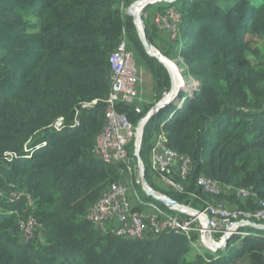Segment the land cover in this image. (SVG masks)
<instances>
[{
    "label": "trees",
    "instance_id": "16d2710c",
    "mask_svg": "<svg viewBox=\"0 0 264 264\" xmlns=\"http://www.w3.org/2000/svg\"><path fill=\"white\" fill-rule=\"evenodd\" d=\"M169 10L178 15L177 24ZM157 14L174 28H158ZM129 19L119 0H0V264H264V231L244 227L240 232L251 235H233L216 251L195 247L199 244L185 235H154L152 218L159 225L164 217L132 195L131 210L148 216L144 239L118 237V226L102 231L86 220L112 185L128 179L121 163L105 165L93 155L105 126L109 58L123 35L150 76L154 101L170 90L166 69L143 55ZM144 26L149 43L169 61L181 59L184 72L198 83L192 94L179 92L178 103L143 128L139 159L148 186L197 212L218 206L260 210L264 0H177L157 5ZM93 102L97 105L82 108ZM149 106L118 103L117 111L137 126ZM75 119L79 125L72 128ZM59 122L62 131L55 130ZM160 130L164 147L189 160L184 181L170 171L182 183L181 192L166 188L152 170ZM127 151L131 159L132 143ZM201 177L217 192L199 187ZM158 204L165 214L186 220ZM28 220L38 224L43 244L23 242L21 228Z\"/></svg>",
    "mask_w": 264,
    "mask_h": 264
},
{
    "label": "built area",
    "instance_id": "2783aa9c",
    "mask_svg": "<svg viewBox=\"0 0 264 264\" xmlns=\"http://www.w3.org/2000/svg\"><path fill=\"white\" fill-rule=\"evenodd\" d=\"M126 1L127 0H119V8L122 14H125L126 12L128 15L131 8H127ZM163 1L164 0H138L137 2H134L136 4L135 6H132V9L134 12L137 8H139V13L142 14V11L149 5L165 3ZM171 1L172 3L170 4H173L177 0ZM171 13L172 10H169L168 15L172 18ZM154 23L160 29L165 27L169 28V24L160 14H157L154 17ZM109 64L112 70V77L110 81V90L106 101L104 102L105 126L95 139L93 155L98 161L105 165L121 163L123 168H125L126 166H129L128 160H130L126 149V142L132 137H139V141H141L143 128L147 122L157 113L162 111L166 106L176 105L172 104V101L173 99H176L177 94L173 96V99H168L169 95H165L163 99L157 105L153 106L145 117L138 122L137 127L134 128L132 124L129 123L126 116L117 111L118 103H133L132 101L135 102V100L139 102V94L137 91V85L139 82L138 71L133 54L127 48L125 35L122 36L118 47L110 56ZM96 105L97 102H93L83 105L82 108H91ZM135 112L136 114H140L141 111L138 107H136ZM78 125L79 120L75 119L72 128L77 127ZM63 127L64 124L59 122L55 125V130L61 131ZM164 141L165 136L162 132L151 151L153 157L152 168L159 176V182L166 188L173 189L176 192H181L183 190L182 183L175 182L171 178L170 171L175 169L177 174H180L181 180L184 181L189 170V160L188 158H182L166 149L163 144ZM139 149L140 144L134 154L135 157ZM124 170H126L129 175L128 170L126 168ZM198 186L210 193L217 192V189L214 188L212 183L202 177L198 179ZM130 195L135 198L139 205L150 207L159 214H162L164 217L163 222L159 225H156V223H154V219L152 218L151 225L154 230V235H159L163 232L174 233L177 235H187L192 230L191 224L186 222V220H182L179 215L172 213L165 214L157 205L142 201L135 191L133 182L129 178L124 182V184L112 185L110 191L103 195L88 209L86 220L93 223L103 231L105 229L104 222L115 219L119 223L117 234L120 237L135 240L144 239L146 224L143 220L142 214L131 210V203L129 201ZM239 195L242 198H247L248 193L241 191L239 192ZM208 212L212 215H217V218L222 222V225L220 231H217L213 229V221H208L207 224H204L202 234L205 236H210L211 233L220 234V244H217L221 246L224 244V239L226 238L227 240L230 236L241 234L244 236L251 235L250 233L240 232V229L244 227L248 228L247 224H264L263 203H260V210L256 212L227 211L223 207L218 206L197 212L193 217L184 212H178L177 214L186 215L191 219L202 220L205 222V214H209ZM29 221L33 220H28V222ZM239 223L241 224L239 225ZM23 227L28 228V226H22V228Z\"/></svg>",
    "mask_w": 264,
    "mask_h": 264
},
{
    "label": "rangeland",
    "instance_id": "374dc122",
    "mask_svg": "<svg viewBox=\"0 0 264 264\" xmlns=\"http://www.w3.org/2000/svg\"><path fill=\"white\" fill-rule=\"evenodd\" d=\"M137 1L138 0H132V2H130L127 5V8H130V6L134 2H137ZM160 4H164V3H160ZM160 4L149 5L148 7H146L142 11V14L139 13L141 15L142 22H143L144 25H145L146 17L149 14H152L154 12L155 8L157 7V5H160ZM171 14H172L173 21H175L174 24H177V22H179L178 21V15L176 13H174L173 11H172ZM125 15H127L126 12H125ZM127 21H128L127 23H130L132 25L133 33H135L136 28H135V25L133 27V24H134L133 18L130 17V19L127 20ZM174 24H169V25L174 28ZM175 36H176V30H173L172 31V39ZM140 43H141V41H140ZM141 45H142V43H141ZM153 48H154V50L157 51V49L155 47H153ZM129 49L132 50V53L134 55V59H135L136 66L139 68V63H140L139 58H140V55H138L137 51L133 47L129 46ZM142 50H143V55H145V57H148V53H147V51H145L143 45H142ZM160 56H162L160 59L163 62L164 61H167L170 66L172 64L174 65V67L176 69L177 76H178L179 80L181 81L180 85L182 84V86H183L181 88V91H185L188 94V93H192L194 90H196V88L198 87V83L193 78H191L189 75H187L184 72V70L182 68V60L181 59H177V60H174V61H169L168 59H166L165 57H163V55L160 54ZM168 71H167V73H168L169 78H170V90H169V92H170L174 88V80H173L174 78L172 77L173 75L171 74V72L170 71L168 72ZM138 80H139L138 86L141 83V85L143 87V94H141L139 96V102H137L136 100H135V102L134 101H132V102L136 103L137 106L141 105L142 103H144L146 105H150L149 107H153V106L157 105L161 100L160 101H154L155 100V96L153 94V88L151 89L152 93L150 91V88L152 87V82H151V79H150L149 74L147 72L145 73L143 70H142V73H141V71H138ZM169 92H167L165 95H167ZM133 127L136 128L137 126H133ZM161 133H162V130H160L159 133H157V135H156L157 136L156 137V142H157L158 138L161 136ZM139 142L141 143V141H139V137L138 138L132 137L131 139H129L126 142V149L127 150H128V148H130L131 143L133 145L132 158L130 160H128L129 166H126L125 167L128 170V172H129V175L127 174L128 175L127 177L129 179H131V181L133 182V186L135 187L136 193L139 196H141L143 198V200H145L147 202H152V203L158 204L157 202H154L152 199L147 198L145 196L143 190H142V187H141V182H140V180H141L140 174L141 173H140V170L138 168V163H137L138 159L134 155L135 152H136L137 147L139 146ZM138 155H139V152H138ZM150 161H151V167H153V157H152V154L150 156ZM125 168H123V169H125ZM152 170H153V168H152ZM15 197H17L15 194L12 195L11 196V199H12L11 201H13L15 199ZM1 199H2V196L0 194V200ZM11 201L10 202H5V203L7 205H11V203H12ZM158 205L159 206H162L161 204H158ZM183 206L190 208V206H188V205L187 206L186 205H183ZM227 211H229V210H227ZM142 215H143V218H148V216H146L145 214H142ZM205 217H206V219H205L206 221L204 222L202 220H195V219H191L190 217L186 216V222H189L191 224L192 230L187 235H185V236L187 238L191 239V241L199 244L198 246H195V247L201 246V247H204V248H207V249L212 250V249H214L213 246H215V244L216 245H219L220 244L221 235L219 236V239H217L218 236H216L215 233H211L210 236L203 235L202 234V230L204 229V224L205 223L207 224L208 221L209 222L210 221H213V229L214 230H217V231H220L222 222L217 218L218 217L217 215H212L211 213L205 214ZM104 224H105V229L103 231H106V229L109 226H119V223L115 219L107 220L106 222H104ZM261 225L264 226V224H261ZM24 226H28V228H25V227L21 228L23 242L30 243L31 245H34V246H38V245L43 244V238H42V235H41V231L39 230L40 228H38V224H36L33 221H29V222H26L24 224ZM115 233H116V235L118 237H120L117 234V230H116ZM230 237H233V236H230ZM235 237H237V236H235ZM217 243H219V244H217ZM219 246H221V245H219ZM225 246L226 245L223 244V246H221V249L225 248Z\"/></svg>",
    "mask_w": 264,
    "mask_h": 264
},
{
    "label": "water",
    "instance_id": "95a60500",
    "mask_svg": "<svg viewBox=\"0 0 264 264\" xmlns=\"http://www.w3.org/2000/svg\"><path fill=\"white\" fill-rule=\"evenodd\" d=\"M163 2L167 3V4H170L172 3L171 0H164ZM136 3L132 4L131 5V9H130V12L128 13V16L133 18V22H134V25H135V28H136V33L138 35V38L139 40L141 41L145 51H147L148 53V56L150 58H153L155 59L159 64H161L164 68H166V70L168 71V68L165 66V64L161 61V57L160 54L154 50V48L151 46V44L149 43V41L146 39V35H145V26L142 22V18L141 16H139L138 18H135L134 15H133V9H132V6H135ZM150 51H155L157 53V55L159 56H155V55H152V53ZM169 72V71H168ZM173 90H171L168 95L170 96V94L172 93ZM140 144V142H139ZM138 152L139 150L137 151L136 153V158L138 159L137 163H138V168L140 170V177H141V187H142V190L144 192V194L146 195L147 198H150L152 199L154 202H157L159 204H161L162 206H164L166 209L170 210V211H173V212H184L186 213L187 215L193 217L195 216V214L197 213L196 211L188 208V207H185L183 205H180L178 204L174 199H172L171 197H169L168 195H165V194H162V193H158L156 191H154L153 189H151L147 182H146V179H145V174H144V168H143V165H142V162L140 161L139 159V155H138ZM241 223H239L240 225ZM248 227H252L254 229H258V230H262L264 231V226L262 225H257V224H253V223H250V224H247ZM224 244L226 245V238L224 239ZM213 250H219L221 249L220 246H213Z\"/></svg>",
    "mask_w": 264,
    "mask_h": 264
},
{
    "label": "bare ground",
    "instance_id": "6f19581e",
    "mask_svg": "<svg viewBox=\"0 0 264 264\" xmlns=\"http://www.w3.org/2000/svg\"><path fill=\"white\" fill-rule=\"evenodd\" d=\"M133 15L135 18H138L140 16L139 14V8H137L134 12ZM152 53V55L158 56L154 51H150ZM159 57V56H158ZM162 61V60H161ZM163 62V61H162ZM165 62V63H164ZM163 63L165 64V66L168 68V70L171 72V74L173 75L172 77L174 78V88L172 93L170 94L168 99H172L173 96H175V94L183 87L182 84L180 85L181 81L179 80L177 73H176V69L174 67V65L172 64L171 66L168 64L167 61H164ZM179 83V84H178ZM167 99V100H168ZM166 100V101H167Z\"/></svg>",
    "mask_w": 264,
    "mask_h": 264
},
{
    "label": "clouds",
    "instance_id": "9594fccd",
    "mask_svg": "<svg viewBox=\"0 0 264 264\" xmlns=\"http://www.w3.org/2000/svg\"><path fill=\"white\" fill-rule=\"evenodd\" d=\"M195 91V90H194ZM193 91V92H194ZM179 92H181V89L176 93L177 95H176V99H173V103L172 104H177L178 103V94H179ZM192 92V93H193ZM192 93H189V94H192ZM171 106H173V105H170V106H166L164 109H167L168 107H171ZM163 109V110H164ZM62 131V130H61ZM41 145L43 146V147H45L46 146V143H41ZM33 149H34V147H32V148H29V150L27 151V153H28V156H26V157H29V153H32V151H33ZM227 243V242H226ZM212 251H216V250H212Z\"/></svg>",
    "mask_w": 264,
    "mask_h": 264
},
{
    "label": "crops",
    "instance_id": "0c3cea01",
    "mask_svg": "<svg viewBox=\"0 0 264 264\" xmlns=\"http://www.w3.org/2000/svg\"><path fill=\"white\" fill-rule=\"evenodd\" d=\"M129 51L132 53V50H130L129 49ZM133 54V53H132ZM133 57H134V55H133ZM134 61H135V59H134ZM136 64V63H135ZM137 67V66H136ZM139 69V70H138ZM146 73V71L144 70V68H142V66H139V68L137 67V70L138 71H141V73H142V70ZM151 89H152V87L150 88V91H151ZM137 91H138V94H139V96L141 95V94H143V87H142V85H141V83H140V85L138 86L137 85ZM151 93H152V91H151Z\"/></svg>",
    "mask_w": 264,
    "mask_h": 264
}]
</instances>
